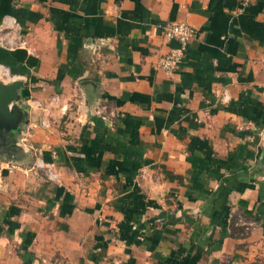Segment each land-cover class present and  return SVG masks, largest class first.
Returning a JSON list of instances; mask_svg holds the SVG:
<instances>
[{
  "label": "crops",
  "instance_id": "1",
  "mask_svg": "<svg viewBox=\"0 0 264 264\" xmlns=\"http://www.w3.org/2000/svg\"><path fill=\"white\" fill-rule=\"evenodd\" d=\"M7 15L27 43L0 63L29 98L24 149L0 150V264H264V0H0ZM172 20L196 34L168 74Z\"/></svg>",
  "mask_w": 264,
  "mask_h": 264
},
{
  "label": "built area",
  "instance_id": "2",
  "mask_svg": "<svg viewBox=\"0 0 264 264\" xmlns=\"http://www.w3.org/2000/svg\"><path fill=\"white\" fill-rule=\"evenodd\" d=\"M247 1L248 0H241V6H244ZM162 34L166 40H175L177 42V46L170 48L158 59V65L160 66V68H162L166 73L171 74L176 68L179 60L183 56L184 50L188 42L195 36L196 28L194 25L186 21L172 20L167 22L163 26ZM26 43L27 40L22 35V31L20 29L18 21L10 15L4 17L0 22V45L12 49L18 46H25ZM16 78L17 75L12 73L6 64L0 63V81L10 82ZM57 99V96H52L49 100V104H52L54 101H57ZM32 103L37 107H42V104L39 100H33ZM60 108L64 112L67 109V104L62 103L60 105ZM104 110L105 106L99 105L95 108V113L101 117H104ZM41 122L44 126L49 125L48 121L45 119H42ZM27 149L34 150L35 153L34 147L27 145ZM35 165L39 168L45 169L49 177H55L56 174L51 171L49 164H47L42 159V157H35ZM236 222H242L245 225V228L252 224V222L249 223L247 221H244L241 217H239Z\"/></svg>",
  "mask_w": 264,
  "mask_h": 264
},
{
  "label": "water",
  "instance_id": "3",
  "mask_svg": "<svg viewBox=\"0 0 264 264\" xmlns=\"http://www.w3.org/2000/svg\"><path fill=\"white\" fill-rule=\"evenodd\" d=\"M22 87L23 81L19 78L10 82L0 81V150L24 149V145L19 142V135L28 119L23 118L27 109L22 100L29 97L21 93Z\"/></svg>",
  "mask_w": 264,
  "mask_h": 264
},
{
  "label": "rangeland",
  "instance_id": "4",
  "mask_svg": "<svg viewBox=\"0 0 264 264\" xmlns=\"http://www.w3.org/2000/svg\"><path fill=\"white\" fill-rule=\"evenodd\" d=\"M31 155L29 156V159H30V161H33L34 160V156H33V154L32 153H30ZM5 157V156H4Z\"/></svg>",
  "mask_w": 264,
  "mask_h": 264
},
{
  "label": "trees",
  "instance_id": "5",
  "mask_svg": "<svg viewBox=\"0 0 264 264\" xmlns=\"http://www.w3.org/2000/svg\"><path fill=\"white\" fill-rule=\"evenodd\" d=\"M235 220H234V217L232 218V225L234 224Z\"/></svg>",
  "mask_w": 264,
  "mask_h": 264
}]
</instances>
